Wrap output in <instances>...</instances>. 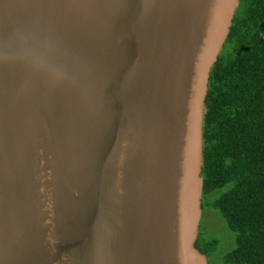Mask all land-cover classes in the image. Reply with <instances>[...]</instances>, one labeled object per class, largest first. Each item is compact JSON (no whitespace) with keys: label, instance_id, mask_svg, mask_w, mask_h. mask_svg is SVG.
<instances>
[{"label":"water","instance_id":"obj_1","mask_svg":"<svg viewBox=\"0 0 264 264\" xmlns=\"http://www.w3.org/2000/svg\"><path fill=\"white\" fill-rule=\"evenodd\" d=\"M242 0H0V264H210L205 98Z\"/></svg>","mask_w":264,"mask_h":264},{"label":"trees","instance_id":"obj_2","mask_svg":"<svg viewBox=\"0 0 264 264\" xmlns=\"http://www.w3.org/2000/svg\"><path fill=\"white\" fill-rule=\"evenodd\" d=\"M203 210L237 235L229 264H264V0H242L205 98ZM219 240L197 248L210 257Z\"/></svg>","mask_w":264,"mask_h":264},{"label":"rangeland","instance_id":"obj_3","mask_svg":"<svg viewBox=\"0 0 264 264\" xmlns=\"http://www.w3.org/2000/svg\"><path fill=\"white\" fill-rule=\"evenodd\" d=\"M201 236L205 240H219L214 250L208 256L210 264H229L226 255L237 246V235L230 228L227 220L213 206L206 205L200 226Z\"/></svg>","mask_w":264,"mask_h":264}]
</instances>
